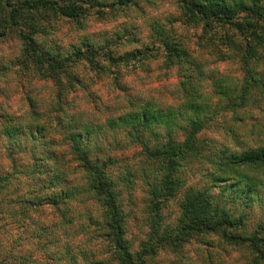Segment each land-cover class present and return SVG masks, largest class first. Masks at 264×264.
<instances>
[{"label": "clouds", "instance_id": "9594fccd", "mask_svg": "<svg viewBox=\"0 0 264 264\" xmlns=\"http://www.w3.org/2000/svg\"><path fill=\"white\" fill-rule=\"evenodd\" d=\"M195 2L0 0V264H264V0Z\"/></svg>", "mask_w": 264, "mask_h": 264}, {"label": "trees", "instance_id": "16d2710c", "mask_svg": "<svg viewBox=\"0 0 264 264\" xmlns=\"http://www.w3.org/2000/svg\"><path fill=\"white\" fill-rule=\"evenodd\" d=\"M32 7H36L37 5L33 4L31 5ZM39 6H42L44 8H50V9H57L59 8V6L53 2H44L42 4H40ZM186 6L189 7V10L192 11L193 13H197V12H201L203 11L202 8H200L197 3L195 2V0H192L191 4H187ZM59 10L62 12V14L66 15V16H71V17H75L76 15L79 14L80 12V8L76 7L75 4H70L66 7L63 8H59ZM208 11L211 15L214 16H222L223 13L220 11V8L210 4L208 6ZM178 52L181 55H187L186 53H183L182 50H178L175 46H172L169 48V55L170 57H177L178 56ZM41 59L43 60L44 58L41 57ZM54 67H59V65L54 64Z\"/></svg>", "mask_w": 264, "mask_h": 264}]
</instances>
